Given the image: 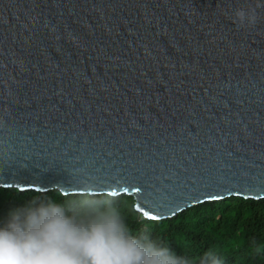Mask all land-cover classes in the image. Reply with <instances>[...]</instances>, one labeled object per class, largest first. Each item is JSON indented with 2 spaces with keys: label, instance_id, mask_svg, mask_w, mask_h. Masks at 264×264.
Segmentation results:
<instances>
[{
  "label": "water",
  "instance_id": "1",
  "mask_svg": "<svg viewBox=\"0 0 264 264\" xmlns=\"http://www.w3.org/2000/svg\"><path fill=\"white\" fill-rule=\"evenodd\" d=\"M0 187L264 198V0H0Z\"/></svg>",
  "mask_w": 264,
  "mask_h": 264
},
{
  "label": "clouds",
  "instance_id": "2",
  "mask_svg": "<svg viewBox=\"0 0 264 264\" xmlns=\"http://www.w3.org/2000/svg\"><path fill=\"white\" fill-rule=\"evenodd\" d=\"M261 4L237 8L234 22L251 27ZM49 201L11 214L0 227V264H192L147 230L133 232L118 197L103 193ZM199 264H223L212 250Z\"/></svg>",
  "mask_w": 264,
  "mask_h": 264
},
{
  "label": "trees",
  "instance_id": "3",
  "mask_svg": "<svg viewBox=\"0 0 264 264\" xmlns=\"http://www.w3.org/2000/svg\"><path fill=\"white\" fill-rule=\"evenodd\" d=\"M81 196L64 195L57 189L40 192L0 187V227L18 210L49 201L63 205L66 200ZM115 197L119 198L134 234L147 230L153 239L167 244L192 264H199L209 250L223 264H264V198L230 196L198 203L170 218L150 220L135 210L132 195Z\"/></svg>",
  "mask_w": 264,
  "mask_h": 264
},
{
  "label": "snow or ice",
  "instance_id": "4",
  "mask_svg": "<svg viewBox=\"0 0 264 264\" xmlns=\"http://www.w3.org/2000/svg\"><path fill=\"white\" fill-rule=\"evenodd\" d=\"M153 219H156V218H153Z\"/></svg>",
  "mask_w": 264,
  "mask_h": 264
}]
</instances>
